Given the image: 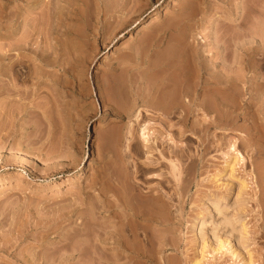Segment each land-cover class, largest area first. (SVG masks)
<instances>
[{
    "label": "rangeland",
    "instance_id": "374dc122",
    "mask_svg": "<svg viewBox=\"0 0 264 264\" xmlns=\"http://www.w3.org/2000/svg\"><path fill=\"white\" fill-rule=\"evenodd\" d=\"M262 20L264 0H0V264H190L208 191L240 193L264 264ZM219 252L201 264H239Z\"/></svg>",
    "mask_w": 264,
    "mask_h": 264
},
{
    "label": "bare ground",
    "instance_id": "6f19581e",
    "mask_svg": "<svg viewBox=\"0 0 264 264\" xmlns=\"http://www.w3.org/2000/svg\"><path fill=\"white\" fill-rule=\"evenodd\" d=\"M64 1H66V0H64ZM47 2V1H46ZM12 7V6H11ZM10 8V7H9ZM48 8V7H47ZM49 11V10H48ZM7 13V12H6ZM63 13V12H62ZM23 14V13H22ZM50 14V13H49ZM154 14H156V12L154 11ZM242 14V13H241ZM152 16V17H151ZM150 17H151V19L149 20V21H151L152 19H153V14L151 15ZM12 17V16H11ZM149 17V18H150ZM262 17V16H261ZM258 18V17H257ZM263 18V17H262ZM259 20H260V18H258ZM258 19H257V21H258ZM263 22H264V20H262ZM26 22V21H25ZM253 22H256V21H253ZM238 23V22H237ZM262 23V22H261ZM26 24V23H25ZM31 26V25H30ZM51 26V25H50ZM252 26V25H251ZM264 26V25H263ZM60 27V26H59ZM44 28V27H43ZM139 28H141V27H139ZM257 28H258V26H257ZM33 29V28H32ZM59 29V28H58ZM27 31V30H26ZM255 31V30H254ZM253 31V32H254ZM260 31H262V28H261V30ZM255 33L256 34H258L257 33V30L255 31ZM261 33V32H260ZM263 33V32H262ZM32 34V33H31ZM27 35V34H26ZM30 35V34H29ZM259 35V37H261L262 35L261 34H258ZM257 35V36H258ZM261 35V36H260ZM253 36V35H252ZM254 36H256V35H254ZM24 37V36H23ZM259 37H258V40H260L259 39ZM26 38V37H25ZM22 40V39H21ZM257 40V39H256ZM26 41V40H25ZM264 40H263V37H262V40H261V42H263ZM15 42V41H14ZM22 42V41H21ZM258 42V41H257ZM260 41H259V43H261ZM13 43V42H12ZM18 43V42H17ZM259 43H257V44H259ZM264 44V43H263ZM13 45V44H12ZM261 45H262V43H261ZM7 47H8V45H7ZM9 54V53H8ZM25 56V55H24ZM23 56V57H24ZM33 58V57H32ZM20 60V59H19ZM15 61V60H14ZM142 62V61H141ZM17 64V63H16ZM196 65V64H195ZM40 66V65H39ZM188 66V65H187ZM186 66V67H187ZM194 66V65H193ZM148 67V66H147ZM146 67V68H147ZM177 67V66H176ZM191 67V66H190ZM181 69V68H180ZM191 70V69H190ZM9 73V72H8ZM38 73V72H37ZM130 73V72H129ZM137 73V72H136ZM143 73V72H142ZM144 74V73H143ZM38 75V74H37ZM184 75V74H183ZM186 75V74H185ZM189 75V74H188ZM188 75H186V76H188ZM9 76V75H8ZM12 76H14V75H12ZM140 76V75H139ZM144 76V75H143ZM193 76V75H192ZM142 77V76H141ZM184 77V76H183ZM15 78V77H14ZM138 78V77H137ZM146 78V77H145ZM151 78V77H150ZM149 78V79H150ZM185 78V77H184ZM188 78V77H187ZM226 78V77H225ZM141 79V78H140ZM147 79H148V77H147ZM147 79H146V81H147ZM137 80V79H136ZM142 80V79H141ZM186 80V79H185ZM124 81V80H123ZM130 81V80H129ZM145 81V80H144ZM150 81V80H149ZM152 81H154V80H152ZM178 81V80H177ZM192 78L190 77V78H188L187 79V81H185V82H187L186 83V85H183L185 82H183V84L181 85L182 86V88L179 90V92H181V93H183L184 92V94H185V97H184V102L186 103L185 105L189 108V110H190V112L192 113V112H194L193 110L195 109L193 106L194 105H196V102H195V97H192V95L189 93V91H190V88H191V85H192ZM227 81V80H226ZM133 82V81H132ZM182 82V81H181ZM207 82V81H206ZM5 83V82H4ZM134 83V82H133ZM144 84V83H143ZM259 84V83H258ZM135 85V84H134ZM151 85V84H150ZM176 85V84H175ZM236 85V84H235ZM4 86H6V85H4ZM124 86V85H123ZM139 86V85H138ZM147 86H148V84H147ZM147 86H145V88L147 87ZM165 86H166V84H165ZM180 86V87H181ZM229 86V85H228ZM261 86V85H260ZM132 87V86H131ZM173 87V86H172ZM133 88V87H132ZM143 88V87H142ZM161 88H163V87H161ZM193 88V87H192ZM218 88V87H217ZM134 89V88H133ZM140 89V88H139ZM138 89V90H139ZM144 89V88H143ZM169 89V88H168ZM150 91V90H149ZM217 91H219V90H217ZM221 91H222V89H221ZM227 91V90H226ZM235 91V90H234ZM141 92V91H140ZM140 92H136L135 94V96L136 97H134L133 96V98H135V100H136V103H138V102H140V104H142V105H147V106H150V105H152V103L150 102V100H148V99H146V97H145V94H144V96L140 93ZM215 92V91H214ZM9 93V92H8ZM134 93V92H133ZM177 93H178V91H177ZM224 93V92H223ZM147 94V93H146ZM156 94V93H155ZM158 94V93H157ZM173 94V93H172ZM178 94H180V93H178ZM232 94V93H231ZM206 95V94H205ZM152 96H153V92H152ZM158 96V95H157ZM160 96V95H159ZM175 96V95H174ZM220 97V96H219ZM146 99V100H145ZM153 99V98H152ZM220 99V98H219ZM161 100V99H160ZM173 100V99H172ZM181 100V99H180ZM228 100V99H227ZM158 101V100H157ZM155 102V101H154ZM173 102V101H172ZM171 102V103H172ZM203 102V101H202ZM169 103V102H168ZM177 103V102H176ZM231 103H233V102H231ZM135 104V103H134ZM182 104V103H181ZM229 104V103H228ZM136 105H138V104H136ZM184 105V106H185ZM204 105V104H203ZM153 106V105H152ZM164 106V105H163ZM172 106V105H171ZM173 106H175V105H173ZM142 107V106H141ZM199 107V106H198ZM174 108H176V107H174ZM181 108V107H180ZM194 108V109H193ZM183 109V108H182ZM207 109V108H206ZM210 109V108H209ZM175 110V109H174ZM177 110V109H176ZM183 110H186L185 108L183 109ZM208 110V109H207ZM135 121H136V123H138V122H140L141 120H142V118L144 117V116H146L147 117V115L143 112V111H141L140 110V107H139V105L138 106H136V108H135ZM196 111V110H195ZM175 112V111H174ZM174 112H172V113H174ZM148 113V112H147ZM185 113V112H184ZM195 114V113H194ZM162 115V114H161ZM185 115V114H184ZM191 115V114H190ZM197 116V115H196ZM185 117V116H184ZM191 117V116H190ZM194 117V116H193ZM217 118V117H216ZM183 119V118H182ZM192 119V118H191ZM165 120V119H164ZM149 121V120H148ZM162 121V120H161ZM166 121V120H165ZM168 121V120H167ZM190 121V120H189ZM225 121V120H224ZM164 122V121H163ZM129 123V122H128ZM142 123V128H141V131H140V137H141V141L143 142V144L146 146V145H148V143H149V129H148V126L150 125L147 121H142L141 122ZM167 123L168 122H166V125H167ZM170 123V122H169ZM192 123V122H191ZM180 124L181 125H185V121H183V122H180ZM200 124V123H199ZM207 124V123H206ZM205 124V125H206ZM136 125V124H135ZM165 125V124H164ZM170 125H172V126H174V125H177V124H175V123H171ZM192 125V124H191ZM180 126V125H179ZM193 126V125H192ZM137 127V126H136ZM176 127V126H175ZM181 127V126H180ZM181 128H183V127H181ZM181 132H183V131H181ZM180 133V132H179ZM181 134V133H180ZM126 138H128V135H127V137ZM128 142V141H127ZM235 146H234V144L233 145H230V148L228 147L227 148V150H230V152L231 151H236L235 150V148H234ZM146 148V147H145ZM144 149V148H143ZM226 150V151H227ZM229 152V153H230ZM228 153V154H229ZM233 153H235V152H233ZM233 153H231V154H233ZM236 153H237V151H236ZM225 154H226V152H225ZM224 154V155H225ZM227 154V157H226V159L229 157V155ZM241 158H242V156H241V154H239V153H237L236 155H233L232 157H231V162L232 163H229V166H230V164H231V166H230V170L233 172V167L235 166V164L236 163H238V161L240 160L241 161ZM226 159H225V162H226ZM226 164H228V163H226ZM226 167V166H225ZM229 168V167H228ZM233 169V170H232ZM178 171V170H177ZM231 171H230V173H231ZM216 176V175H215ZM218 176V175H217ZM215 180L216 181V178H214V176H213V178H212V180ZM219 180V179H218ZM241 181V180H240ZM214 182V181H213ZM217 182V181H216ZM219 182V181H218ZM5 183V182H4ZM4 183H1V185H0V189H3V188H6V186L7 185H4ZM242 183H244V181L242 182ZM121 185V184H120ZM243 187L242 188H244V185H242ZM240 188H241V186H239ZM69 188H71V186L69 185V187H67V189H69ZM239 188V189H240ZM242 192V190L240 189V190H238L237 191V193L238 192ZM209 193H206V196H205V198L201 201V209H202V211H201V213L202 214H200L199 216H195V219H194V221H193V223H192V228L194 229V233H195V238H196V236L200 239V240H202V241H204L203 242V244H202V241L200 242L201 244H202V246H201V250H199L200 252L202 251V248H209L208 249V251H209V253H208V256L206 255V257H207V259L208 258H211V260L212 259H215V256H216V253L218 252V253H220L219 251H224L226 254H228V256H230V258H232V259H234V261L236 262V261H238V263L239 264H255L254 263V260H253V256L251 255V252H249V250L247 249V237H246V227H244V220H243V218H242V216L241 215H243V213L242 212H244V206H242V205H245V201L244 202H242V198L240 199L239 198V196H240V193H238V195L239 196H234L233 197V200L231 199L230 201H231V204L230 205H226L225 203L226 202H224V201H226L225 200V197L224 196H219V195H216V194H213V193H210V191H208ZM235 195H237V194H235ZM241 195H242V193H241ZM157 197V196H156ZM204 197V196H203ZM245 200V199H244ZM228 203V202H227ZM244 203V204H243ZM150 204H152V203H150ZM155 205V204H154ZM154 207V206H153ZM243 207V208H242ZM146 208V207H145ZM227 209H230V214H229V216H228V213H225V211L227 210ZM152 210H153V208H152ZM148 211V210H147ZM125 212V211H124ZM134 212H136V210L134 211ZM139 212V211H138ZM154 212H156L155 214H154ZM154 212H152L155 216H157L156 218L158 219V216H159V212L158 211H154ZM145 213V212H144ZM150 213V212H149ZM242 213V214H241ZM142 214V213H141ZM146 214H147V212H146ZM199 214V213H198ZM162 215V214H161ZM143 216H144V214H143ZM142 216V217H143ZM146 216V215H145ZM148 216H150V215H148ZM147 216V217H148ZM153 215L151 214V216L150 217H152ZM165 216V215H164ZM211 217L212 219L209 221V224H210V226H211V228H210V233H209V237H210V241L211 242H208V243H210V244H208L204 239H205V237H204V233H205V226H206V223H207V221H206V217ZM147 217L146 218H143V219H146L147 220ZM163 217V216H162ZM160 218V217H159ZM264 218V217H263ZM134 220V219H133ZM160 220L162 221V218H160ZM122 223V222H121ZM128 223V222H127ZM120 224V223H119ZM124 224H126V223H124ZM109 225V224H108ZM123 226V225H122ZM263 227V226H262ZM223 229H225V234H226V236L224 235H222L220 232H221V230H223ZM121 230H123V229H121ZM131 230V229H130ZM18 231V230H17ZM116 231V230H115ZM135 231V230H134ZM133 230L131 231V232H134ZM224 231V230H223ZM19 232H20V230H19ZM21 232H23V231H21ZM120 232V231H119ZM130 232V231H129ZM161 232V231H160ZM122 233V232H121ZM19 233H17V235H18ZM20 234H22V233H20ZM222 236L221 238H220V235ZM17 235H15L14 236V240H15V238H17ZM126 235V234H125ZM26 236V235H25ZM113 236V235H112ZM122 236H123V234H122ZM132 237H134V235H131ZM24 237V236H23ZM125 237V236H124ZM158 237V236H157ZM9 238V237H8ZM11 238H13V236H11ZM20 238V236H18V239ZM21 238H22V236H21ZM20 238V239H21ZM127 237H125V239H126ZM198 238H196V239H198ZM10 239V238H9ZM19 239V240H20ZM116 239V238H115ZM123 239V238H122ZM121 239V240H122ZM3 240V239H2ZM6 240V239H5ZM8 240V239H7ZM6 240V241H7ZM118 239H116V241H117ZM12 241V240H11ZM16 242H17V239L15 240ZM126 241V240H125ZM199 241V240H198ZM208 241V240H207ZM3 241H1V243H2ZM9 242V240L7 241V243ZM14 242V241H13ZM121 242H123V241H121ZM0 243V244H1ZM6 242L4 241V245H6L5 244ZM15 243V242H14ZM129 243V242H128ZM161 243V242H160ZM124 244H125V242H124ZM200 244V245H201ZM2 245V244H1ZM0 245V246H1ZM8 245H13L12 244V242H11V244H8ZM8 245H7V247H8ZM126 245H127V243H126ZM126 245H125V248H127L126 247ZM3 246V245H2ZM14 246V245H13ZM115 246V245H114ZM3 247H5V246H3ZM3 247H2V249H3ZM45 247V246H44ZM113 247V246H112ZM117 247V246H116ZM6 248V247H5ZM8 248H10V247H8ZM12 248V247H11ZM48 249V248H47ZM46 250V249H45ZM130 250V249H129ZM160 250V249H159ZM204 250V249H203ZM206 250V249H205ZM204 250V251H205ZM30 251V250H29ZM28 251V252H29ZM142 251V250H141ZM35 252V251H34ZM34 252H32L31 251V254H29L28 253V259L27 260H23V261H21V262H16L17 264H37L36 263V260L38 261V259H36V253H34ZM223 252V253H224ZM20 253V252H19ZM48 253V252H47ZM113 253V252H112ZM224 253V254H225ZM120 254V253H119ZM118 254V255H119ZM122 254V253H121ZM205 252H203L202 251V253H200V255L201 256H198V258L196 259H194L190 264H201L203 261H204V259H206V257H205ZM245 254L247 255V256H245ZM18 255V254H17ZM130 255V254H129ZM128 255V256H129ZM220 255H222V253L220 254ZM19 257H20V259H21V256L20 255H18ZM27 256V255H26ZM43 256V255H42ZM51 256V255H50ZM49 256V257H50ZM112 256V255H111ZM24 257V256H23ZM122 257V256H121ZM16 258H18L17 256H16ZM46 258H47V256H46ZM229 258V259H230ZM19 259V258H18ZM19 259V260H20ZM23 259H25V258H23ZM107 259V258H106ZM129 259V258H128ZM231 260V259H230ZM50 261V260H49ZM15 262H14V264H15ZM205 262V261H204ZM235 262H233V263H235ZM241 262V263H240ZM237 263V262H236Z\"/></svg>",
    "mask_w": 264,
    "mask_h": 264
}]
</instances>
